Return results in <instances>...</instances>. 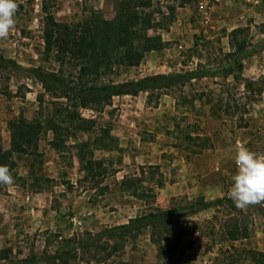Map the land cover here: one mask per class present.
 Masks as SVG:
<instances>
[{"label":"rangeland","instance_id":"obj_1","mask_svg":"<svg viewBox=\"0 0 264 264\" xmlns=\"http://www.w3.org/2000/svg\"><path fill=\"white\" fill-rule=\"evenodd\" d=\"M47 1L59 22L72 25L90 17L93 12L101 13L107 20H112L116 14L117 0ZM161 1L164 3L162 11L166 16L169 4L176 7L174 20L171 23L167 21L163 29L150 31L149 34L161 35L163 41L165 39V48L161 51L148 52L137 67L114 66L112 73L103 77L99 84L138 80L157 74L185 73L201 67L213 68L228 62L227 54L231 52L229 38L225 37L228 27L220 29L216 35L210 32L214 20L211 18L208 26L202 23V17L198 12L199 4L196 1L191 18L194 26L187 33H183L184 36L180 34L186 47L181 49L178 46L180 42L170 38L171 32L176 31L174 24L178 19V7L182 6V0ZM183 1L187 3L189 0ZM16 2L18 9L15 26L6 38L0 39V56L15 63L7 64L0 60L1 154L4 156L10 154L9 123L19 115L23 114L28 120L42 123L44 130L40 139L39 154L22 158L13 156L18 162L16 170L12 173L14 183L1 185L0 225L7 221L3 218L7 205L1 202L4 196H7V191L13 186L19 187L16 199L21 200L19 203L14 202L11 214L16 233L11 238L8 237L9 231L0 235V264H13L12 262L16 263L32 255L41 258L44 251L53 253L57 250L63 239L75 238L77 244L80 240L85 241L86 233L90 232H78L70 237L51 230L28 233L27 222L32 219V216H29L32 214L30 210L32 208L29 209L26 203L22 204L24 188L31 193H47L50 208L57 210L63 200L74 198L87 188L95 190L99 195L102 187L107 186L106 192L112 190L110 193H113L110 199H120L111 209L120 210L117 206L125 205V209L135 218L148 211L149 206L128 193L121 194L123 191L120 189V182L124 176L141 177V167L144 168L143 187L153 188L158 199V195L162 194L160 190L181 183L185 174V171L181 170L184 169L185 162L194 163L200 170L195 176V181H204L212 190L214 197L212 198L214 200L208 201H215L228 196L232 186V177L237 172L234 157L238 143L258 154H264V92L260 95L248 91L244 83L236 81L233 75L227 78L196 80L184 88L164 91L158 101L155 93L149 105L147 104L149 94L146 92L137 97H115L109 106L88 109L75 108L72 102L67 104V99L57 98L53 93L47 92L32 71L37 69L57 72L60 75L61 66L46 60L44 56L43 0ZM213 4V2L208 4L210 12ZM155 19L162 21L163 17L155 13ZM245 27H248V32L242 38L248 40L250 45L248 51L256 49V52L244 60L242 74L248 80L258 81L264 88V18L259 15L256 20L250 19L248 24L243 26ZM179 29L182 30L181 27ZM182 32H185V29ZM64 70H67L66 76L70 77V69L66 66ZM74 74L73 72V78ZM68 113L79 115V119L75 121L68 119ZM50 118L59 121L70 131L67 146L63 149L54 150L49 144L53 138L47 124ZM134 121H138L139 137L147 147L137 148L134 140H137V137L135 138L132 131L136 132ZM121 127L131 135L127 143L128 153L126 154L120 147L119 152L108 153V156L105 151L96 150L94 153L96 159L104 158L108 161L106 164L109 174L102 184L82 182L85 173L80 171L78 144L87 141L94 143L102 131H107L118 139L116 133H120ZM144 152L150 155L149 160L154 158L157 164H149L142 160ZM120 158L123 161L121 165L118 163ZM111 162L112 165H109ZM32 164L35 165L32 170L35 171L34 176L29 175ZM150 166L156 168L152 170ZM116 169L121 173H114ZM19 177H26L25 185ZM159 181L164 182L162 188L156 186ZM198 197L200 196H197L196 191H190L189 194L180 192L171 198L170 209L173 207L181 209L179 222L175 224V227L179 228L177 230L180 239L171 247L175 250L171 256L173 264H264V258L261 263L262 258L256 260L250 252L254 250L264 254V201L243 209L236 207L233 201L224 202L211 209L191 214L188 209L190 202ZM163 199L168 198L163 196ZM41 201L45 199L36 202ZM66 215L72 214L68 211ZM70 218H67L68 221ZM69 224L73 222L70 221ZM236 224L248 229L247 238L229 240L227 230ZM150 235L151 229L145 230L136 238L129 239L124 250L110 260L98 264H167L163 253L161 258L158 257L157 246L151 241ZM164 245L169 248V244ZM81 257H85V261L80 259L81 261H77L76 264H97L90 260L91 255L80 254L79 258Z\"/></svg>","mask_w":264,"mask_h":264},{"label":"trees","instance_id":"obj_2","mask_svg":"<svg viewBox=\"0 0 264 264\" xmlns=\"http://www.w3.org/2000/svg\"><path fill=\"white\" fill-rule=\"evenodd\" d=\"M185 4L182 0L181 5ZM160 6V8H159ZM158 7V9H157ZM164 3L161 0H117L115 3V17L112 20L105 19L101 13L93 12L90 17L84 18L80 23L72 25L59 22L51 12L47 0H43L42 11L44 13V56L45 59L61 66L60 75L42 70H33L35 78L40 81L44 89L53 93L57 98H65L73 103L75 108H101L112 104L115 97L132 96L148 93L147 104L152 102L157 93V101L164 91H172L176 88H184L196 80L205 78H227L234 77L236 81H242L248 91L262 94L264 88L258 81L246 79L242 72L244 60L256 52H249L248 40L242 36L248 32V27H239L228 34L231 52L227 54L228 62L213 68L201 67L185 73L172 75L157 74L143 77L138 80L125 82H112L99 84L103 77L112 73L114 66L137 67L144 60L146 54L151 51H161L166 43L162 36L150 35V31L163 29L166 22H173L176 7L168 5V15L162 11ZM155 13L162 15L163 20L157 21ZM264 34V32H263ZM2 63L15 64L0 56ZM70 69V77L66 76ZM73 72L74 78L72 76ZM68 77V78H66ZM59 86V87H57ZM67 118L75 121L79 115L68 113ZM85 122V121H84ZM48 130L53 134L50 146L54 150H60L67 146L70 131L59 121L50 118ZM10 130V154L4 156L0 152V165L9 166L12 173L16 170L18 162L13 156L22 158L39 154L40 139L43 134V124L38 121L28 120L23 114L9 123ZM106 130V129H103ZM94 141L78 144V159L80 171L85 173L82 182H95L102 184L109 174L108 161L104 158L96 159V150L105 152L120 151L119 141L111 136L109 132L102 131ZM199 138V137H196ZM1 145V139H0ZM1 150V149H0ZM121 165L122 159L118 160ZM112 165V162L109 163ZM34 164L30 165L29 175L34 176L32 171ZM153 170L156 166H150ZM141 177L124 176L120 182V189L134 198L143 200L149 210L143 214L130 219L127 224L116 226L96 234L87 232L86 240H80L76 244L75 238L63 239L60 247L53 253L44 251L41 258L32 255L21 259L13 264H72L77 261H85L83 256L91 255V261L101 263L110 260L115 254L125 248L129 239L136 238L147 229H151V241L157 246L158 257L166 258L167 264H173L171 256L175 250L171 249L173 243L180 239L179 229L175 227L179 222L180 210L176 207L162 209L155 206L157 193L153 188L143 187L144 168L141 167ZM119 169L114 170V173ZM153 177V176H152ZM26 182V177H19ZM35 181H37L35 179ZM158 188L164 186L163 181L156 185ZM0 185V191H1ZM107 186L102 187L99 195H104ZM224 202H232L228 196L222 200L207 201L200 196L190 202L188 209L191 214L213 208ZM253 205V204H251ZM183 210V209H182ZM165 226V230H163ZM170 236V238L168 237ZM227 236L231 241L245 239L248 237V229L235 225L227 230ZM61 238V236H58ZM164 244H169L167 249ZM76 245V246H75ZM253 258L263 263L264 254L259 251H250ZM81 259V260H80Z\"/></svg>","mask_w":264,"mask_h":264},{"label":"crops","instance_id":"obj_3","mask_svg":"<svg viewBox=\"0 0 264 264\" xmlns=\"http://www.w3.org/2000/svg\"><path fill=\"white\" fill-rule=\"evenodd\" d=\"M196 1L198 2V4L201 2H206L208 4L210 2L214 3L211 12V18L214 20V24L211 29L212 31L210 32H213L216 35L218 34V31L220 29L228 27L227 34L225 36L226 38H228V34L232 30L247 25L250 19L256 20L259 15L264 18V7H262L264 0H189L181 7H178L179 16L176 23L174 24V29L176 31L175 33L171 32V38L168 37V39L170 38V40L177 39L180 42V45L178 46L181 49L186 48L184 47L185 45L183 43H185V41H183L182 36H184V34L194 26V24L191 22V18L194 14V5L196 4ZM260 12H262L263 14H260ZM180 27L182 28V30L179 29ZM184 29L185 32H182L184 31ZM196 29L198 28L196 27ZM196 29L193 32H195ZM169 35L170 34H168V36ZM133 125L135 126L136 132H134V130L132 131L135 138L137 137V140L134 139L137 148L140 149L142 148L141 146L147 147V145H145V142H142L141 138L139 137V128L137 126L138 121H134ZM120 130V133H116V136L120 141L119 147L121 148V150L124 149L126 153V150H128L127 143L130 140L129 138L131 137V135H129L124 127H121ZM108 153L110 154L112 152H105L107 156ZM138 153L142 155L140 151ZM149 156L150 155L148 153L144 152L141 159L145 160L146 163L155 164L156 160H154V158L149 160ZM185 163L186 165L184 169L181 170V172L185 171V174L181 179V183H175L166 190H160L163 195H158L157 206L163 209H170L172 205L171 198L180 194V192H186L189 194L190 191H196L197 196H205L207 198V201L214 200L212 199L214 197L212 196V190L209 188V186H206L204 181H195V176L200 171L199 168L194 163ZM143 164L144 162L141 163V165ZM193 182H196V185ZM74 184L76 185V183ZM17 188L19 187H11L7 191V196H4V199H2L1 201L3 205H7L5 208L6 213H4L3 216V218L5 220L7 219V221H5L4 224L0 225V230H3L2 233L0 231V235H4V232L9 231V238H11V236L17 231L15 225L12 224L14 218L11 215L13 212L12 209L15 205L14 202L19 203V200H21L16 199V197L18 196ZM23 190L24 199H22V204L26 203L28 204L29 209L30 207L32 208L30 209L32 214H29V216H32V219H29L27 222L28 233H33L38 230H51L55 233H63L70 237L75 233L84 231H90L94 233L101 232L116 226L127 224L130 219L134 218L130 215L129 210L125 209V205H123L124 208L118 205L117 208H120V210L114 211L113 209H111V207L114 206V203H116L117 200L120 201V199H110L113 196V193H110L112 192V190L105 192L104 195H97L95 190L87 188V190L80 195L69 200H63L61 207L57 210H53L50 208V202L47 200V193H31L25 188ZM172 191L175 192L170 194L169 192ZM121 194L126 195V193L124 192H121ZM163 196L168 199H163ZM40 199H45V201L37 203L36 201ZM68 211L71 212V216L66 215V212ZM67 218H70V220L68 221ZM70 221H72L73 224H69ZM5 243H7L6 239Z\"/></svg>","mask_w":264,"mask_h":264},{"label":"clouds","instance_id":"obj_4","mask_svg":"<svg viewBox=\"0 0 264 264\" xmlns=\"http://www.w3.org/2000/svg\"><path fill=\"white\" fill-rule=\"evenodd\" d=\"M16 0H0V39L6 38L16 23ZM237 172L228 196L236 207L246 208L264 201V154L238 143L235 157ZM14 177L7 165H0V185H12Z\"/></svg>","mask_w":264,"mask_h":264},{"label":"built area","instance_id":"obj_5","mask_svg":"<svg viewBox=\"0 0 264 264\" xmlns=\"http://www.w3.org/2000/svg\"><path fill=\"white\" fill-rule=\"evenodd\" d=\"M211 8L206 2H201L198 5V12L200 16L202 17V23L205 26H208L211 22Z\"/></svg>","mask_w":264,"mask_h":264}]
</instances>
